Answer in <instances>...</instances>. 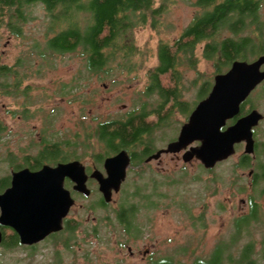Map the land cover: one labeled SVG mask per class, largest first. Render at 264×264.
<instances>
[{"label": "rangeland", "instance_id": "obj_1", "mask_svg": "<svg viewBox=\"0 0 264 264\" xmlns=\"http://www.w3.org/2000/svg\"><path fill=\"white\" fill-rule=\"evenodd\" d=\"M192 1L169 0L156 28L151 26V17L143 26H137L132 36L137 47L130 61L121 62V52H118L109 63L110 70L100 73L101 77L83 70L84 61L74 52L41 56L38 49L34 50L33 42L38 40L42 46L47 29L48 19L42 5L28 7L20 37L1 26L0 61L15 66L18 85L9 94L0 88V129L3 128L0 130V179L9 177L14 165L23 164L24 155L37 156L47 139L52 143L74 144L63 146V150L79 155L78 160L89 169L96 167L103 171L102 163H96L92 151L82 155L85 147L81 141L85 139L92 144L96 141L99 121L124 118L140 106L148 108L149 120L156 119L152 111L162 99L146 94V70L157 63V44L161 40L172 41L190 23L196 10ZM158 5L159 1L154 6ZM260 19L264 31V3ZM228 34L222 29L219 36ZM203 45L200 43L196 48L193 68L178 66L180 100L185 104L182 109L170 107L167 118L150 131L153 152L176 138L188 114L203 98H198L203 80L213 82L214 61L203 57ZM257 56L246 60L252 61ZM128 64L132 65L131 71L123 69ZM113 65L117 66L112 69ZM248 100L264 112V85L257 86ZM258 132L262 139L264 125ZM238 160L236 154L212 170L195 158L184 162L181 154L178 157L163 154L148 163L135 161L128 168L120 190L113 193L105 207L97 202L101 195L94 181L88 182L92 191L89 196L72 193L75 203L67 218L79 226L71 237V248L65 249L57 243L59 236H49L29 250L0 246V264H158V259H166L171 264H196L195 260H207L217 248L223 249L220 264H244L247 258L241 261V254L248 244L252 247V253L250 248L248 254L250 260L264 264L261 255L264 248L258 244L264 236L262 221L259 224L252 219L242 220L247 219L244 217L248 212L246 199L254 185H248L249 168L238 166ZM58 161L51 159L47 164ZM144 184L150 190L154 186L155 205L136 211L135 225L126 232L119 223L117 208L125 203L130 207L132 202L137 206L146 204L139 196H133ZM67 187L71 189V185ZM256 196L263 210L262 196ZM4 233L8 235L11 231L7 228ZM146 250L148 253L143 255Z\"/></svg>", "mask_w": 264, "mask_h": 264}, {"label": "trees", "instance_id": "obj_2", "mask_svg": "<svg viewBox=\"0 0 264 264\" xmlns=\"http://www.w3.org/2000/svg\"><path fill=\"white\" fill-rule=\"evenodd\" d=\"M157 1H159V5L154 6ZM168 1L0 0V27L5 26L13 35L20 37L27 19L25 12L28 7L31 9L36 4H40L48 22L43 45L40 46L38 40H35L33 42L34 50L38 49L41 56L74 52L82 57L83 70L92 76L96 74L99 76L100 73H107L110 70L109 63L114 60L118 52H121V62L130 61V57L137 47L132 37L134 29L146 24L150 17L152 18L151 26L156 28L159 25L158 18L165 10L164 7ZM263 3L264 0L192 1L196 10L190 23L172 41L161 40L157 44V63L146 70V94L157 95L162 99V102L153 110L157 119L149 120L148 108L140 106L141 108H134L124 118L99 121L95 129L96 141L92 144L85 139L81 141L85 147L82 155L86 156L92 151L96 163L101 164L106 156L126 149L133 153L131 165L135 164V161L142 162L141 156L152 151L150 131L160 126L167 118L166 115L170 107L179 106L180 109L184 107L182 105L185 102L180 100L181 71L178 66L187 67L188 65L191 68L195 66L197 60L195 51L200 43H204L203 57L214 61V74L223 72L233 60H246L256 54H264V31L262 19H260ZM222 29L230 34L220 37ZM116 66L113 65L112 69ZM14 67L13 64H0V88L6 94H9L10 89L18 85L15 76L17 71ZM123 69L131 71L132 65ZM164 78L168 80L165 83ZM211 85L212 82H209V79L203 80L198 90V98L205 97ZM160 113L163 114L160 115ZM67 143H52L48 139L44 140L39 154L28 157L25 163L34 168L51 159L54 161L80 158L73 151V154L70 151L65 153L63 146H74V144ZM138 146L142 147L141 151L138 150ZM134 147L138 148L134 150ZM8 179L9 177L6 176L0 179V190L8 186ZM146 187L147 184H144L142 188H137L133 194V196L143 199L146 204L137 206L132 202L130 207H126L127 203H125L117 208L116 214L119 223L126 232H130L135 225L133 216L136 211L142 208H153V195L156 196L154 186L152 190L150 187ZM99 204L103 207L107 205L101 200ZM127 208H130L128 210L131 211V214L125 213L128 211ZM244 222L247 220L245 219ZM78 226L79 223L71 224L68 220L65 222L64 229L52 236H59V239L55 241L63 248L69 249L73 245L70 242L71 237L75 234ZM4 231L6 232V228ZM65 233L67 236L64 237ZM0 246L6 249L21 247L29 250L34 249L36 245L27 247L20 244L18 235L13 232L8 235L3 234ZM250 247L251 245L248 244L244 248L241 261L247 258ZM32 253L29 255L33 256Z\"/></svg>", "mask_w": 264, "mask_h": 264}, {"label": "water", "instance_id": "obj_3", "mask_svg": "<svg viewBox=\"0 0 264 264\" xmlns=\"http://www.w3.org/2000/svg\"><path fill=\"white\" fill-rule=\"evenodd\" d=\"M263 65L264 54H260L252 61L233 60L226 71L216 73L209 92L191 110L176 139L150 155L148 160L158 158L162 152L183 150L184 162L195 158L209 169L232 155L234 144L240 141L245 142L246 152H252V127L263 117L261 112L253 109L234 124L221 128L239 112L240 104L264 80ZM130 165L128 151L121 149L103 159L104 172L94 168L88 174L78 159L55 165L42 164L37 170L24 167L13 171L9 185L0 192V226L11 227L20 244H36L63 228V218L75 203L65 187V179L71 180L72 189L84 196L91 192L87 178L95 179L103 202L109 203L113 193L120 190ZM2 239L0 228V243Z\"/></svg>", "mask_w": 264, "mask_h": 264}, {"label": "flooded vegetation", "instance_id": "obj_4", "mask_svg": "<svg viewBox=\"0 0 264 264\" xmlns=\"http://www.w3.org/2000/svg\"><path fill=\"white\" fill-rule=\"evenodd\" d=\"M264 67V65L262 66V68ZM260 84L262 85H264V80L262 81V82H260L257 86H260ZM256 86V87H257ZM255 87V88H256ZM254 88V89H255ZM253 89V90H254ZM252 92V91H251ZM253 109H256V110H258L259 112H261L262 113V115H263V117L258 121V123H257V125H255V126H253L252 127V137H253V141H254V147H253V151L252 152H250V153H248V152H246L245 151V142L244 141H240V142H238V143H235L234 144V149H235V151H234V153L232 154V155H230L229 157H227L226 159H224V160H222V161H218L216 164H219V163H222V162H224L225 160H227V159H229L230 157H232V156H234V155H236L237 154V156H238V163H237V165L238 166H240V167H244V166H246V167H248L249 169H248V174H249V179H248V185H251V187H252V192L249 194V196L247 197V199H246V203H247V206H248V209L246 210V211H248V212H246V216H244L245 218H247L246 220H247V222L250 220V219H252V221L253 222H255V223H259L260 224V222H259V220H261L262 221V225H263V227H264V208H263V210L262 209H260V205L258 204V202H257V196L256 195H261L262 196V199H263V202H264V136H263V140L260 138V133L258 132V130L261 128V127H263V125H264V112H262L261 110H259V108L255 105V104H251V102L248 100V97L240 104V107H239V112L234 116V117H232L231 119H228V120H226V123H225V125L221 128V130H223V129H225L226 127H228V126H230V125H232V124H234L240 117H242V116H244V115H246V114H248L251 110H253ZM152 113H153V111H152ZM153 114H155V113H153ZM163 113H160V115H162ZM190 114V113H189ZM188 114V115H189ZM155 117H156V119H157V116H156V114H155ZM178 135V134H177ZM262 136V135H261ZM177 137V136H176ZM174 139H176V138H174ZM173 139V140H174ZM166 147V146H165ZM164 147V148H165ZM142 147H140V149H141ZM243 149V151L242 152H239L238 150L239 149ZM139 149V151H141ZM161 149V148H160ZM159 150V149H158ZM158 150H155V152H157ZM128 151V150H127ZM68 152V151H67ZM67 152H65L66 154H67ZM155 152H153V148H152V151L150 152V153H148L147 155H143V156H141V158H142V161L143 162H146V163H148V157L150 156V155H152V154H154ZM64 153V154H65ZM128 153H129V155H130V158H131V160H132V152L131 151H128ZM163 154H172V155H175V156H177L178 157V154H181V157H182V154H183V150H181V151H179V152H176V153H165V152H162L161 154H160V156L161 155H163ZM159 156V157H160ZM28 157H30L29 155H24L23 156V161H24V163L23 164H16V165H14L13 166V170L11 171V172H13V171H17V170H19V169H21V168H24V167H28L29 169H31V170H37V169H39L40 167H41V165L42 164H47L48 163V161H44V162H42L41 163V165L40 166H37V167H34V168H31L32 166L31 165H27L26 163H25V161L28 159ZM31 159V158H30ZM77 158H70V159H68V160H60V161H58V162H66V161H70V160H76ZM151 160V159H150ZM58 162H55L53 165H55L56 163H58ZM103 162V161H102ZM216 164H215V166H216ZM132 165H130V167H131ZM214 166V167H215ZM88 167L89 166H85V169H86V172L89 174L94 168H96V167H94L93 169H88ZM214 167H212V168H209V169H213ZM252 167V168H251ZM207 169V168H206ZM208 169V170H209ZM128 171V170H127ZM102 172H104V171H102ZM128 173V172H127ZM127 177V176H126ZM10 178H11V173H10V175H9V183H10ZM126 180V179H125ZM90 181H94L95 182V184H97V191L99 192V190H98V183L96 182V180L95 179H93V178H91V177H88L87 178V182H86V184H87V186H88V182H90ZM123 184V183H122ZM9 185V184H8ZM70 186L71 185V189H69V187H67V186ZM258 185H260V186H258ZM72 186H73V182L71 181V180H69V179H65V187L67 188V189H69L70 190V192H71V195H72V197L74 198V196H73V194H80V195H83L82 193H80V192H77V191H75V190H73L72 189ZM122 186V185H121ZM91 190V189H90ZM256 190H259V193L258 194H256L255 193V191ZM73 193V194H72ZM92 193V191L90 192V194ZM100 193V192H99ZM100 195H101V193H100ZM75 199V198H74ZM103 201V198H102V195L98 198V201L97 202H99V201ZM153 200H154V196H153ZM152 205L154 206L155 205V200H154V203H152ZM264 207V206H263ZM72 208V207H71ZM70 208V209H71ZM128 210V209H127ZM261 210V211H260ZM70 211V210H69ZM125 213H128V214H131V211L130 210H128L127 212H125ZM67 216H68V214H67ZM67 216L65 217V218H63V228L60 230V231H62L63 229H64V226H65V222L66 221H70V223L72 224V219H69V218H67ZM242 220H245V219H242ZM239 223V222H238ZM0 228H1V230H2V233L4 234V230H5V228L7 229H9L10 231H11V233H13V232H15L11 227H3V226H0ZM60 231H58V232H60ZM140 231H141V229H140ZM58 232H55V233H51L50 235H48L47 237H49V236H52V234H56V233H58ZM16 233V232H15ZM46 237V238H47ZM45 238V239H46ZM44 239V240H45ZM43 241V240H42ZM41 242V241H40ZM40 242H38V243H40ZM38 243H36V244H32V245H24V246H33V245H37ZM258 244L259 245H261L262 246V248H264V236H263V238H262V240H260L259 242H258ZM247 246V245H246ZM245 246V247H246ZM251 248V253H252V247H250ZM130 250V252H132L131 251V249H129ZM148 253V250H146L144 253H143V255L144 254H147ZM222 253H223V249L221 248H217V250H216V252L214 251L212 254H211V256L210 257H208L207 258V260H204V259H202V258H199V259H197V260H195V262H197L196 264H213V262L215 261V264H220V262H221V255H222ZM261 255L263 256V260H264V249L262 250V252H261ZM250 256L248 255L247 256V259L244 261V264H254L251 260H250V258H249ZM164 263V264H171V261H168V260H166V259H158L157 261H156V263ZM154 262H152V264H153Z\"/></svg>", "mask_w": 264, "mask_h": 264}]
</instances>
